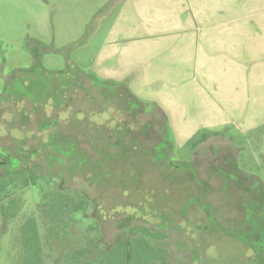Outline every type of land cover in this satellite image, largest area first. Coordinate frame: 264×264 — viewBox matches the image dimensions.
I'll return each mask as SVG.
<instances>
[{"label":"rangeland","instance_id":"1","mask_svg":"<svg viewBox=\"0 0 264 264\" xmlns=\"http://www.w3.org/2000/svg\"><path fill=\"white\" fill-rule=\"evenodd\" d=\"M146 1L0 0V161L10 157L8 165L17 166L21 156L39 158L37 163L48 162L58 172L55 182L62 180L65 186L87 193L97 208L89 206L76 235L82 236L88 224L98 221L103 240L110 243L126 223H132L151 228L144 237L159 251L156 258L166 249L172 264L259 263L246 239L249 230L258 227L261 188L256 180L249 184L243 178L251 171L264 179V167L257 168L264 163V132L252 135L244 148L239 143L264 122V110L253 106L241 118L226 113L229 123L212 128L222 134L192 151L187 148L207 111L214 116L212 100L221 107L209 81L234 55L215 58L208 43L215 28L207 27L206 32L200 25L202 30L195 27L192 39L190 30L181 31L185 46L179 48L178 34L168 28L181 16L163 12V6L174 0H158L163 5L150 10L142 4ZM256 3L251 9L261 12L264 4ZM225 4L233 9L228 1ZM255 16L264 29V13ZM151 19L164 21V29L150 33L143 28ZM251 65L252 61L243 62L246 73ZM81 72L118 80L141 99L167 108L172 164L165 142L153 146L158 143L153 134L163 123L160 111L152 109L154 104L148 103L149 115L138 118L128 106L120 111L113 95L108 96L113 103H107L100 92L78 87L77 80L84 79V85L91 87ZM246 79L250 80L245 87L253 96L257 76L253 72ZM147 119L155 126L144 127ZM187 123L193 128H186ZM143 127L146 131H141ZM147 137L145 146L142 140ZM134 138L142 143L135 146L139 141ZM237 161L243 174L229 173ZM20 195L24 205L16 218L0 212V264H20V224L27 217H38L42 231L47 230L40 218L39 189L31 187ZM133 215L134 222H128ZM63 245L72 248L77 242L72 239Z\"/></svg>","mask_w":264,"mask_h":264},{"label":"trees","instance_id":"2","mask_svg":"<svg viewBox=\"0 0 264 264\" xmlns=\"http://www.w3.org/2000/svg\"><path fill=\"white\" fill-rule=\"evenodd\" d=\"M80 76H78L77 79H79ZM85 77L86 80L91 83V87L85 86L83 81L77 83L80 88L85 90V92L101 93L100 99H103L107 103H113L112 101H108L111 100L108 99V96L113 95V99L120 105H117L120 111L121 109L124 110L122 107L128 106L130 112L133 113L132 115L138 118V115H149L152 109L154 110L156 108L159 110L163 123L160 129H157V132L153 134V137L155 136V138L158 139V143L153 146L156 147L162 141L165 142L168 161L172 164V160L169 156L171 152L168 151L170 148L168 146V138L172 136L171 133L169 135L171 131L168 127V117L165 110L154 100L141 99L130 87L124 83L118 82V80L102 79L101 76L93 72L87 76L85 75ZM121 88L124 90L120 93L119 90ZM148 103L154 104L151 110L148 109ZM148 119L145 123H142L144 127H154L155 125L153 122ZM55 123L56 125L59 124L58 122ZM42 126L49 129L51 128L49 125L46 126L45 123ZM144 127L141 131H146ZM248 132V135L246 134V139L243 137L244 140L239 143L241 147L252 135L258 136L260 133L264 132V122L260 126L250 129ZM218 133L222 134V132L201 128L190 137L186 142V146L192 151ZM52 135L55 137L54 134ZM229 137L233 141L237 140V138L235 139L232 135ZM252 137L250 138L251 140ZM147 138V141H145V139L142 140V142H145V146L149 144V137ZM134 140L139 141V139L136 138H134ZM56 141L57 145H59L60 142H58L57 139ZM142 142H137L135 146ZM38 159L32 162L33 160L31 158L24 155L20 157V163L17 164V166L8 165V163H10V157L9 160L1 163L0 212L2 216L16 218L24 205L20 191L34 187L39 189L41 196L39 206L40 218L46 221L44 224L47 228L46 233L42 231L40 220H37L38 217L36 218V216H29L20 224L19 235L23 246V257L20 264H46L44 242L45 240L51 242L56 239L61 240L64 244H68L72 239L77 242L75 247L65 250L61 264H172L170 253L166 249H162L160 258H156L159 251L152 248L149 239L144 237V233L151 232L149 230L151 228L143 225H131V222H134V215L128 218V222L131 224L126 223L124 229L121 230V235H117L110 243H106L103 240L104 230L98 221L88 224L86 229H84L85 234L83 233L82 236L76 235L77 231L82 228L81 226L79 227L80 222H83L87 217L89 206H91V204L95 206L94 208H97V206L88 194L82 190H74L67 187L62 183V180L55 182V175H57L58 172L56 170L53 171L50 165H47L48 162H45L44 166L42 163H37L36 161ZM181 164L184 163L181 162ZM227 164H230V162ZM46 165L48 167H45ZM231 165L233 168L229 173L235 171V173L239 172L243 174L240 170L241 167L238 161L235 162V164L231 163ZM263 167L264 163L261 164V167L259 166L257 168L260 170V168ZM249 175L250 176L245 177L248 179L243 178V181L250 184L256 180L257 184H259L257 187L261 188L260 194L258 192L259 203L257 204L260 216L258 227L255 230L253 227V229L251 228L249 230L250 235L248 234L246 244L248 246H254L253 248L256 250L255 260H257V258L259 259V263L256 262V264H264V179L261 175H256L251 171H249ZM239 209L244 210L243 207H239ZM165 235H167V233L163 232L162 236ZM159 261H161V263Z\"/></svg>","mask_w":264,"mask_h":264},{"label":"crops","instance_id":"3","mask_svg":"<svg viewBox=\"0 0 264 264\" xmlns=\"http://www.w3.org/2000/svg\"><path fill=\"white\" fill-rule=\"evenodd\" d=\"M160 1L163 2V0ZM227 1L231 4H229V6L233 9L224 7ZM253 1L258 2L256 4H264V0H174L173 3H167L163 6L165 10L163 12L168 13L169 16L170 14L181 16L180 21L174 25L171 24L170 28H168V31L173 30L176 31L174 33L178 34L179 39L177 42L181 45L179 48L185 46V43L182 42L183 38H180L181 31L186 32L190 30L187 34L188 38L192 39V33H195V27H197L196 30H199L200 26H202V29L207 27L215 28L208 38V43H211L212 49H215V58L217 57L220 60L223 56L224 58L227 57L229 53L234 55V58H232L233 60L231 59L226 63L220 64L221 66L218 71L219 76L211 75L212 77L209 84L213 83L215 85V90H212L211 85L210 90L211 93L217 95L215 99L220 102L221 107L217 106L212 100L214 116H210L209 112L211 111H207V114H205L206 119H204L205 122L201 123L203 124L202 126H199L200 124L197 125V131L201 128L214 130L212 128L229 123L228 119L225 117L226 113L238 114L241 118L243 114L248 112V109H252L253 106H258L261 111L264 110V29L255 20L256 14L260 13V15H262V13H264V7L262 9L259 8L261 12L252 10ZM158 2V0H148V2L146 1L142 4L150 10L153 5H156L158 8L163 5L158 4ZM147 8H145V10ZM149 23H151L152 26L148 25ZM167 23H169V21H167ZM134 24L135 23L132 22L129 23V25ZM164 27V21H156L153 19L146 22V25H143V28L146 30L149 28L148 30L150 33H153L154 29H164ZM205 31L207 32L208 30L205 29ZM164 47L165 50L170 48L169 45ZM241 51L243 52V56ZM225 53H227V55H225ZM122 54L128 55L126 52ZM245 60L252 61L249 73H246L242 66ZM130 67L134 69L135 65H130ZM253 72L254 76H257V82H255L254 94L250 96L249 89L248 87L246 88L245 85H248L250 80H247L246 77L248 76L249 78L252 76ZM128 74H126V76ZM198 93L199 92H197L196 95H198ZM200 93L206 101H209L204 91H200ZM161 107L168 116L170 112L167 108ZM206 107L208 108L210 106ZM256 126H254V128ZM186 128L189 129L193 127L189 126L187 123ZM44 247L46 264H61L65 250L70 248L67 246L64 248L63 242L57 239L50 243H46L45 241ZM159 262L161 263V261Z\"/></svg>","mask_w":264,"mask_h":264},{"label":"flooded vegetation","instance_id":"4","mask_svg":"<svg viewBox=\"0 0 264 264\" xmlns=\"http://www.w3.org/2000/svg\"><path fill=\"white\" fill-rule=\"evenodd\" d=\"M81 73L84 74V72H81ZM83 81H85V80H80V81H78V83H79V82H83ZM78 87H79V86H78ZM66 95H68V92L65 93V95H64V99L66 98ZM51 155H53V154H51ZM19 159H20V158H18L17 161H20ZM3 162H4V161H0V171H2V168H1L2 164H1V163H3ZM32 162H35V161L33 160Z\"/></svg>","mask_w":264,"mask_h":264},{"label":"clouds","instance_id":"5","mask_svg":"<svg viewBox=\"0 0 264 264\" xmlns=\"http://www.w3.org/2000/svg\"><path fill=\"white\" fill-rule=\"evenodd\" d=\"M208 253H209V255H212L213 254V250L212 249H208Z\"/></svg>","mask_w":264,"mask_h":264}]
</instances>
